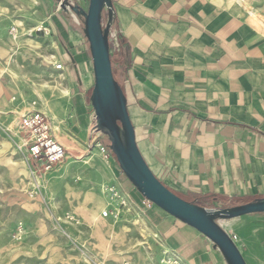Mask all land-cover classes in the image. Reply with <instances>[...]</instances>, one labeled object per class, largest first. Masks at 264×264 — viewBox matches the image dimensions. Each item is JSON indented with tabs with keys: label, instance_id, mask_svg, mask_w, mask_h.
Returning <instances> with one entry per match:
<instances>
[{
	"label": "crops",
	"instance_id": "crops-1",
	"mask_svg": "<svg viewBox=\"0 0 264 264\" xmlns=\"http://www.w3.org/2000/svg\"><path fill=\"white\" fill-rule=\"evenodd\" d=\"M112 3L113 73L126 95L138 147L154 175L203 208H231L264 198V0ZM64 15L58 9L47 11L53 57L63 69H56L58 96L48 99L40 92L45 110L37 108L54 120L56 136L69 150L64 138L85 142L95 126L90 101L94 73L77 16ZM17 37L22 39L20 33ZM11 38L16 40L10 37L11 43ZM0 54H7L1 45ZM3 92L0 84V96ZM89 163H97L96 158L91 156ZM108 169L116 188L135 202L172 254L185 264H226L196 229L155 205L146 206V198L120 177L117 164L108 162ZM98 170L103 172L101 166ZM105 203V197L96 196L90 210L83 208L85 218L91 222L89 215L98 216ZM218 222L232 238L237 236L247 264H264V213Z\"/></svg>",
	"mask_w": 264,
	"mask_h": 264
},
{
	"label": "rangeland",
	"instance_id": "rangeland-1",
	"mask_svg": "<svg viewBox=\"0 0 264 264\" xmlns=\"http://www.w3.org/2000/svg\"><path fill=\"white\" fill-rule=\"evenodd\" d=\"M71 2L87 11L90 0ZM51 9L65 16L56 0H0V45L7 51L0 56V67L2 61L6 65L0 80L4 90L0 96V264H165L172 253L111 178L108 162L120 165L105 135L92 130L82 143L64 138L67 158L52 173L33 174L19 150L20 118L33 101L45 110L40 92L48 99L59 93L56 63L61 62L53 57L54 35L33 30L39 23L49 27L47 11ZM27 10L32 14L26 15ZM77 18L83 48L92 62L84 21ZM18 33L22 39L11 38V43L9 38ZM61 130L68 133L66 127ZM91 156L97 163H89ZM120 172L125 181L127 177ZM101 195L105 207L98 210V216L89 215L90 222L83 208L90 210ZM103 211L117 213V218L105 217ZM233 239L237 241V236Z\"/></svg>",
	"mask_w": 264,
	"mask_h": 264
},
{
	"label": "water",
	"instance_id": "water-1",
	"mask_svg": "<svg viewBox=\"0 0 264 264\" xmlns=\"http://www.w3.org/2000/svg\"><path fill=\"white\" fill-rule=\"evenodd\" d=\"M56 1L64 12H73L84 21L83 31L89 43L94 73L90 96L95 118L93 130L108 138L110 150L125 176L144 198L210 240L226 264H247L235 240L218 221L264 213V198L231 208H203L165 186L141 154L126 95L114 77L109 41L114 19L112 0H90L87 11L71 0ZM105 12L107 22L104 25Z\"/></svg>",
	"mask_w": 264,
	"mask_h": 264
},
{
	"label": "built area",
	"instance_id": "built-area-1",
	"mask_svg": "<svg viewBox=\"0 0 264 264\" xmlns=\"http://www.w3.org/2000/svg\"><path fill=\"white\" fill-rule=\"evenodd\" d=\"M15 32L14 27L11 28ZM46 36H51L50 27H43ZM113 49H110V54ZM116 51V48H114ZM57 70H62L63 65L56 64ZM37 102L32 103V108L26 112L19 121V128L22 134V142L19 150L22 153L30 171L36 174L39 171L52 173L67 158L68 149L58 140L54 127V120L45 112L37 108ZM144 204L148 207L154 205L147 199ZM113 215L117 218V213L104 212L105 217ZM74 219V217H72ZM165 264H185L178 256L172 254L166 257Z\"/></svg>",
	"mask_w": 264,
	"mask_h": 264
},
{
	"label": "bare ground",
	"instance_id": "bare-ground-1",
	"mask_svg": "<svg viewBox=\"0 0 264 264\" xmlns=\"http://www.w3.org/2000/svg\"><path fill=\"white\" fill-rule=\"evenodd\" d=\"M42 28H43V26H40V27L37 29V31L42 30ZM14 37L17 38V34H15ZM96 134L98 135V134H100V133L98 132V133H96ZM155 206H156V205H155ZM156 207H158V206H156ZM158 208H160V207H158ZM160 209H161V208H160ZM161 210H163V209H161ZM163 211H164V210H163ZM164 212H165V211H164ZM103 213H104V212H103Z\"/></svg>",
	"mask_w": 264,
	"mask_h": 264
},
{
	"label": "trees",
	"instance_id": "trees-1",
	"mask_svg": "<svg viewBox=\"0 0 264 264\" xmlns=\"http://www.w3.org/2000/svg\"><path fill=\"white\" fill-rule=\"evenodd\" d=\"M116 22V17H115V15H114V19H113V24ZM108 148H109V151L112 153V151L110 150V147H109V145H108ZM113 154V153H112ZM113 156L115 157V155L113 154ZM116 158V157H115ZM117 160V159H116Z\"/></svg>",
	"mask_w": 264,
	"mask_h": 264
}]
</instances>
